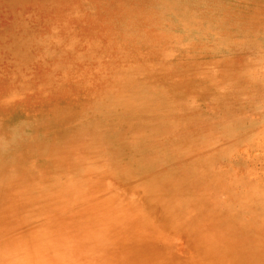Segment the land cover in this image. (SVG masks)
Wrapping results in <instances>:
<instances>
[{"label": "rangeland", "instance_id": "rangeland-1", "mask_svg": "<svg viewBox=\"0 0 264 264\" xmlns=\"http://www.w3.org/2000/svg\"><path fill=\"white\" fill-rule=\"evenodd\" d=\"M0 264H264V0H0Z\"/></svg>", "mask_w": 264, "mask_h": 264}]
</instances>
